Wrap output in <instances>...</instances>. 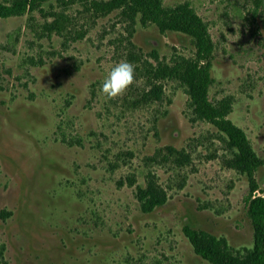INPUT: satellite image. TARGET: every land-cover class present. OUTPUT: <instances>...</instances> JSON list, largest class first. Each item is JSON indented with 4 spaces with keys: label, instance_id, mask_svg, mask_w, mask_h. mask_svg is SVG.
<instances>
[{
    "label": "rangeland",
    "instance_id": "obj_1",
    "mask_svg": "<svg viewBox=\"0 0 264 264\" xmlns=\"http://www.w3.org/2000/svg\"><path fill=\"white\" fill-rule=\"evenodd\" d=\"M12 0H0L10 3ZM51 0L0 19V264H210L186 225L251 247L250 186L226 135L196 117L180 80L155 67L195 55L192 39L122 10ZM189 2L214 43L210 98H231L229 118L264 159V34L254 0ZM135 82L108 100L119 62ZM155 83L162 99H148ZM168 200L141 210L148 176ZM264 197V166L256 172Z\"/></svg>",
    "mask_w": 264,
    "mask_h": 264
},
{
    "label": "trees",
    "instance_id": "obj_2",
    "mask_svg": "<svg viewBox=\"0 0 264 264\" xmlns=\"http://www.w3.org/2000/svg\"><path fill=\"white\" fill-rule=\"evenodd\" d=\"M50 1L0 2V19L23 16L40 10ZM65 3H89L101 14L122 10L132 19L138 17L144 25H156L163 33L178 32L192 39L195 47L194 57L183 58L170 67L159 64L155 67V80H180L187 89L196 117L212 123L228 138L229 147L235 155L233 166L246 175L249 181L250 198L247 200L246 209L254 229V240L251 247L236 248L225 237L201 228L186 225L183 231L194 252L210 264H264V197L256 194L259 189L256 172L264 166V159L254 150L247 133L229 118L233 104L231 98L226 97L217 102L210 98V89L214 82V43L204 18L189 2L172 6L166 5L163 0H67ZM251 12L253 18L261 23L264 34V0H254ZM163 94V85L155 83V88L147 97L158 101L162 99ZM137 198L142 212L151 213L167 202L168 195L156 182L155 177L150 175L144 186H138Z\"/></svg>",
    "mask_w": 264,
    "mask_h": 264
},
{
    "label": "clouds",
    "instance_id": "obj_3",
    "mask_svg": "<svg viewBox=\"0 0 264 264\" xmlns=\"http://www.w3.org/2000/svg\"><path fill=\"white\" fill-rule=\"evenodd\" d=\"M135 82V67L132 63H117L103 80L101 92L108 100L122 96Z\"/></svg>",
    "mask_w": 264,
    "mask_h": 264
}]
</instances>
